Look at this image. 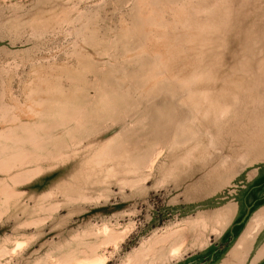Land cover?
Masks as SVG:
<instances>
[{"label": "rangeland", "instance_id": "374dc122", "mask_svg": "<svg viewBox=\"0 0 264 264\" xmlns=\"http://www.w3.org/2000/svg\"><path fill=\"white\" fill-rule=\"evenodd\" d=\"M257 183L264 0H0V264H264Z\"/></svg>", "mask_w": 264, "mask_h": 264}, {"label": "crops", "instance_id": "0c3cea01", "mask_svg": "<svg viewBox=\"0 0 264 264\" xmlns=\"http://www.w3.org/2000/svg\"><path fill=\"white\" fill-rule=\"evenodd\" d=\"M260 186H262V183H257V184H254L253 186H251L250 188H248V190L244 191L245 195L243 196V199H242L243 203H244V211H243V215L241 217V218H243L244 222L246 221V219H247L249 213L251 212V210L253 208H255L257 205L261 204L262 201H264V196H261V197L257 196V198L255 200H253V201H250V200H248V202L246 201V196H247L246 194H248L249 192L255 194L256 190H257L256 188H258ZM259 218H261V217H259ZM241 220H239V221H241ZM235 229H236L235 225L231 224V226H230V228L228 230V233L230 234V237H232L231 240L237 235V233H235ZM250 237H251V235H249L248 233H246V232L243 233L236 241V244H235V248L236 249H234L230 254L232 256L233 255L235 256V255L239 254V256H240L241 254H245L247 252V250H250V251H251V249L253 250L254 248H252L250 246L251 243H253V242L244 243L247 239H249V241H253V240L250 239ZM262 250H263V248H262ZM248 254H249V252H248Z\"/></svg>", "mask_w": 264, "mask_h": 264}, {"label": "bare ground", "instance_id": "6f19581e", "mask_svg": "<svg viewBox=\"0 0 264 264\" xmlns=\"http://www.w3.org/2000/svg\"><path fill=\"white\" fill-rule=\"evenodd\" d=\"M76 264H78V263H76ZM80 264V263H79ZM87 264H89V263H87Z\"/></svg>", "mask_w": 264, "mask_h": 264}]
</instances>
